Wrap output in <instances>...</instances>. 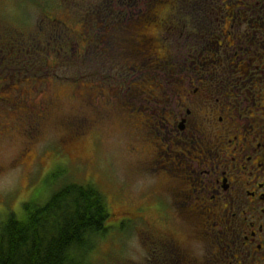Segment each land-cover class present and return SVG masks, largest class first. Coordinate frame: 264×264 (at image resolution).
<instances>
[{"label":"flooded vegetation","instance_id":"1","mask_svg":"<svg viewBox=\"0 0 264 264\" xmlns=\"http://www.w3.org/2000/svg\"><path fill=\"white\" fill-rule=\"evenodd\" d=\"M205 9L201 24L194 12L183 46L194 79L184 99L163 88L165 47H153L150 35L140 33L116 44L77 42L80 97L98 121L96 130L120 119L132 140L131 168L135 156V171L173 178L163 176L165 190L194 233L185 240L165 230L153 234L155 264H203L196 250L201 242L210 264H264V0H206ZM31 41L1 52L13 54L7 66L48 59L52 43ZM117 53H125L123 68L114 67ZM147 71L156 75L152 81L144 78ZM125 75L132 78L124 85Z\"/></svg>","mask_w":264,"mask_h":264},{"label":"rangeland","instance_id":"2","mask_svg":"<svg viewBox=\"0 0 264 264\" xmlns=\"http://www.w3.org/2000/svg\"><path fill=\"white\" fill-rule=\"evenodd\" d=\"M5 1L0 0V221L11 213L24 219V204L34 201L44 204L66 180L93 183L107 197L110 218L106 223L108 234L99 241L91 264H155L150 252L156 249L153 234L165 230L185 240L194 233L185 210L178 208L173 203L174 195L165 190V174L145 176L135 171V156L131 168L127 149L132 140L126 137L119 118L102 123L100 130H96L98 121L90 107H83L80 97L79 65L63 66L67 55L64 51V58L36 60L32 67L23 62L7 66L13 54L8 62L9 56L4 55L5 51H16L20 41L35 39L46 46L59 34L69 38L68 49L76 55L75 37L79 34L73 30L83 28L84 20L94 22L95 15L90 10L94 14L96 10L102 11L109 0H36L34 5L28 0H9L4 7ZM146 4L140 3L142 9H147ZM110 8L108 21L138 14L137 8L126 7L120 0H112ZM150 17L151 23L128 26L131 30L121 38L130 40V33L139 30L140 34L150 35L153 47L164 46L171 62L162 77L165 92L177 90L184 99L194 79H189L188 64H183L185 50L178 42L188 41L184 39L188 32L178 28L181 33L175 30L173 34H165L161 23L168 18V12L164 7L153 8ZM60 21L72 29L65 30ZM54 27L57 28L53 30ZM94 32L91 40L95 36L102 41L110 38L102 30ZM116 40L125 42L118 35ZM71 60L74 65L76 61ZM13 71L12 76L9 73ZM144 74V78L156 76L148 71ZM125 78L121 81L124 85L132 77L125 75ZM43 97L47 102L43 103ZM83 121L86 122L82 127ZM59 171L64 174L56 180L53 175ZM168 178L173 182V178ZM161 199L167 204H162ZM196 250L202 254L201 262L210 264L205 255L208 247L201 242Z\"/></svg>","mask_w":264,"mask_h":264},{"label":"trees","instance_id":"3","mask_svg":"<svg viewBox=\"0 0 264 264\" xmlns=\"http://www.w3.org/2000/svg\"><path fill=\"white\" fill-rule=\"evenodd\" d=\"M120 1L126 7L137 8L138 14H132V17L130 15L125 18L119 17L108 21L112 12L110 8L112 0H109L106 6L102 7V11L96 10L95 14L92 13L93 10L89 11L90 14L95 15V21L84 20L83 28L77 31L73 30L74 34L78 33L80 35L83 32L81 37L76 35L77 37L75 38L78 41L91 40L94 37L93 33H95V30H102V32L110 36L107 41H114V44L119 41L116 40L117 35L121 41H130L132 39L121 38V36L128 34L131 30L128 26H142V22L144 24L145 22L151 23L149 11L161 6L168 12V18L161 23L165 34H173L178 28L184 29V31L188 32L184 39H188V41L178 43L182 47L186 46L188 48L191 39L188 27L194 12L198 23L201 24L199 17L201 18L202 16L204 18L206 10V0ZM144 1L147 2L146 10L140 6V3ZM101 20H104L107 25L102 24ZM59 23L65 30L72 29L71 25L65 22L62 23L60 21ZM102 25L104 27H100ZM55 28L57 27L52 29L54 30ZM177 31L179 33L182 32ZM133 33H139V30L132 31L130 36H133ZM89 37L92 38L88 39ZM68 39L65 34H59L54 37L51 55L46 54L48 59L42 56L37 60L48 61L53 57L59 59L62 56V51H64L67 55H65V58L62 56L64 58L62 65L77 67L75 65L78 64L77 54H74V50L73 52L69 51ZM99 39L100 37L96 36L94 38V40L102 41ZM125 53H117L116 57L113 56L117 59L114 67H125L126 61L123 59ZM74 55L76 60L73 57ZM166 56L164 73L168 65L171 64L169 62V54L167 55L166 53ZM71 59L76 61L74 65L70 63V61L73 63ZM103 59L101 58V60ZM47 61L45 62L47 63ZM45 62L43 63L46 64ZM179 62H181L180 59ZM176 64L180 66V63ZM145 79L152 81L151 77H145ZM162 80L163 88L166 89L164 79L162 78ZM97 82L99 83V81ZM98 89L100 90V87ZM102 89L104 88L102 87ZM103 92H106L105 89ZM63 174V171H59L53 177L57 180ZM24 211V219H19L14 213H11L5 221H0V264H91L90 259L95 254L99 241L103 240L108 234V227H106V223L110 218L108 200L103 191L93 183L66 180L54 191L47 202L44 204H39L36 201L26 203L24 204Z\"/></svg>","mask_w":264,"mask_h":264}]
</instances>
